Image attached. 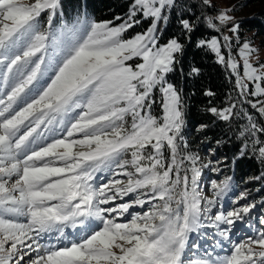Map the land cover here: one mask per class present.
I'll list each match as a JSON object with an SVG mask.
<instances>
[{"label":"snow or ice","instance_id":"obj_1","mask_svg":"<svg viewBox=\"0 0 264 264\" xmlns=\"http://www.w3.org/2000/svg\"><path fill=\"white\" fill-rule=\"evenodd\" d=\"M199 7L215 9L214 0ZM235 7L205 16L220 35L195 46L230 71L242 110L232 101L207 111L221 121L242 116L240 155L250 147L264 164V122L243 110L264 118V63L250 62L257 49L240 42L241 22L228 14ZM177 8V0H131L126 14L96 20L86 3L73 16L63 0H0V264H264V216L255 236L232 239L253 227L257 205L241 203L248 193L225 207L233 187L225 176L211 180V197L201 194L203 169L219 173L222 162L201 164L189 150L185 99L169 74L182 71L201 17ZM173 13L180 31L161 43ZM143 20L148 27L128 36ZM208 227L211 237H193ZM194 250L202 254L190 258Z\"/></svg>","mask_w":264,"mask_h":264},{"label":"trees","instance_id":"obj_2","mask_svg":"<svg viewBox=\"0 0 264 264\" xmlns=\"http://www.w3.org/2000/svg\"><path fill=\"white\" fill-rule=\"evenodd\" d=\"M131 0H63L65 10L75 15L76 11L83 5L87 4V10L96 20H113L117 15L127 13ZM177 11H184L192 6V12L188 15L201 17V23L198 31L193 36V41L186 48L185 53L181 57V70L169 74L171 82L182 89L185 99L186 108V124L185 135L189 141V150L201 157V164L206 163L214 157L215 160L222 162L221 171L214 173L210 169H203L201 181V194L211 197L212 190L207 189L203 185V179L218 176L223 179L225 176L232 177V189L222 201L231 203L235 196L239 195L243 189H249L252 193L243 202L256 203L258 209V218L264 216V177L260 180L251 179L261 176L264 173V164L258 159V154L251 151V148H244L245 154L240 155L241 149L244 147V138L239 136L240 128L246 124V120L242 117H235L231 121H221L212 115L207 109L211 106L222 108L232 101L238 105L236 111H241L240 100L234 91V77H230V71L224 66L216 62L214 53L207 49H199L195 46L198 38H207L217 32L207 28L204 23V17L210 16L212 9L200 8V0H177ZM117 22V21H114ZM240 26L244 30H253L257 35L264 37V8L255 14L240 20ZM149 20L141 22V29H146ZM180 31L176 22V14L170 17V23L165 27L162 39H168ZM240 33L242 31L240 30ZM233 50H235L233 48ZM227 56L225 49H222ZM192 66H198L201 69L199 75H188ZM216 93L214 97L205 95L207 90ZM243 110L248 111L254 116L258 122H264L259 114L244 104ZM206 124L208 128L204 131H197L200 125ZM261 138L264 139V134ZM217 141H220L218 144ZM206 157V158H205ZM204 179V180H205ZM207 184V183H206ZM232 204V203H231ZM226 207V206H225ZM257 219V218H256ZM207 229H212L208 227Z\"/></svg>","mask_w":264,"mask_h":264},{"label":"rangeland","instance_id":"obj_3","mask_svg":"<svg viewBox=\"0 0 264 264\" xmlns=\"http://www.w3.org/2000/svg\"><path fill=\"white\" fill-rule=\"evenodd\" d=\"M214 4H215V9L211 10L210 16H213V17L216 16L218 14V10H222V9L226 10V9L232 7V6H236L235 9L233 11H230L228 14L233 16L235 18V20H237V21H240L241 19H243L245 17L251 16V15L255 14L256 12H258L261 9L264 8V0H214ZM115 23H119V21H117ZM140 27H141V25H138V26L134 27L133 29H131L127 33V35L131 36V35H134L137 32H141V31L145 30V28L141 29ZM240 30L242 31V33H240V37H241V41L240 42L242 43L243 40L247 39L250 42L251 46L257 49V51L253 52L250 55V57H249L250 62H252L254 65L258 64V63H264V37L262 35H257L253 30H250V31L244 30L241 26H240ZM222 32H226L229 35H231V33L228 32V28H222ZM213 35H220V34L217 33V34H213ZM213 35H211V36H213ZM168 39H165V40L161 39L160 42L164 43ZM233 48L235 49V50H233V54L236 55L237 45H236L235 42H234ZM225 51L227 52L226 49H225ZM236 58L238 60L240 59L238 55L236 56ZM241 72H242V61H241ZM158 98L159 97L157 95V99ZM154 112L156 114H161V109H160L159 105L154 106ZM98 175H100V174H98ZM103 175L107 176V174H103ZM116 178L124 179L123 177H116ZM204 179H203V181H204L203 185H205V187L207 189H210V190H211V187H210L211 180H213V179H215L217 181L220 180V179H218V176L208 177L207 180L206 179L204 180ZM248 190L249 189H243V191L247 192L248 196H249L252 193V191H248ZM124 199L127 200L128 198L125 197ZM243 202L244 201H242L241 203H243ZM247 203H249V202L247 201ZM255 204L257 205L258 202H256ZM224 205L227 208L238 206V205H233V204L229 203L228 201H225ZM148 207L149 206H145L144 208L135 207L134 209H132L130 211H132V212H143V211H146ZM263 209H264V206H263ZM257 214H258V209L256 207L255 209L252 210V212L250 214V216H251L250 220H251V224L253 225V227L252 228H244V229H242L237 235H234L232 237V239L239 240L241 238H244L245 235H253V236H255L256 235V229L261 227L257 223L258 219L260 218V217L258 218ZM252 216H254V217H252ZM256 217H257V221L255 223L254 222V218H256ZM120 219L123 220V218H120ZM246 229L248 231L244 232ZM213 232L214 231H212L211 229L210 230L207 229L206 233H205L204 230H201V232L194 233L192 235L197 240H202L205 235L211 237ZM49 242L50 243H56L55 236H53L50 240L49 239H45V240L41 241V243H49ZM224 244H225V251L224 252H220V249L216 250L217 252H220L221 255L227 254V249L230 247V244L228 242H224ZM197 254H202V253H196L195 250H194L193 252L189 253V257L190 258H195V256Z\"/></svg>","mask_w":264,"mask_h":264},{"label":"bare ground","instance_id":"obj_4","mask_svg":"<svg viewBox=\"0 0 264 264\" xmlns=\"http://www.w3.org/2000/svg\"><path fill=\"white\" fill-rule=\"evenodd\" d=\"M71 231H73V230H71V229L66 230V232H71ZM64 242L66 243L67 241H64Z\"/></svg>","mask_w":264,"mask_h":264}]
</instances>
